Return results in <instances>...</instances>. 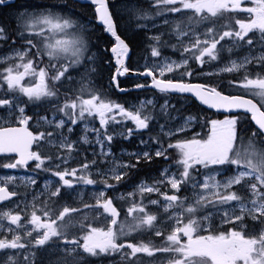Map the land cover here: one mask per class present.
<instances>
[{"label": "snow or ice", "instance_id": "1", "mask_svg": "<svg viewBox=\"0 0 264 264\" xmlns=\"http://www.w3.org/2000/svg\"><path fill=\"white\" fill-rule=\"evenodd\" d=\"M0 171V264H264V0H0Z\"/></svg>", "mask_w": 264, "mask_h": 264}, {"label": "trees", "instance_id": "2", "mask_svg": "<svg viewBox=\"0 0 264 264\" xmlns=\"http://www.w3.org/2000/svg\"><path fill=\"white\" fill-rule=\"evenodd\" d=\"M98 34H99V33H98ZM102 39H103V40H106V39H104V38H102ZM108 54L110 55V53H108ZM112 63H113V60H112ZM113 64H114V63H113ZM134 95H135V93H134ZM193 111H195V109H193ZM119 148H123V149H126V150H128V151H132L133 149L136 148V144H135L134 141H133V142H127V141H125V142H123L122 144H119V145L117 146V150H118ZM125 159H126V158H125ZM157 167H158V166H157ZM156 174H157V173H156V168H155V167H145V168L141 171L139 178L142 179V178L147 177V178H148L147 182H150L151 179H152V177L155 176Z\"/></svg>", "mask_w": 264, "mask_h": 264}, {"label": "bare ground", "instance_id": "3", "mask_svg": "<svg viewBox=\"0 0 264 264\" xmlns=\"http://www.w3.org/2000/svg\"><path fill=\"white\" fill-rule=\"evenodd\" d=\"M100 43H101V44H105V43H107V40H103V39H101Z\"/></svg>", "mask_w": 264, "mask_h": 264}, {"label": "rangeland", "instance_id": "4", "mask_svg": "<svg viewBox=\"0 0 264 264\" xmlns=\"http://www.w3.org/2000/svg\"><path fill=\"white\" fill-rule=\"evenodd\" d=\"M4 171H10V170H4ZM1 172H2V171H1ZM0 175H3V172H2ZM150 195H154V194H150ZM161 211H162V209H161Z\"/></svg>", "mask_w": 264, "mask_h": 264}]
</instances>
